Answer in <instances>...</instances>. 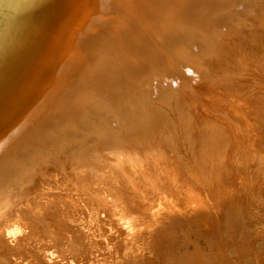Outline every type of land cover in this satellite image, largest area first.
Here are the masks:
<instances>
[{"label": "bare ground", "instance_id": "1", "mask_svg": "<svg viewBox=\"0 0 264 264\" xmlns=\"http://www.w3.org/2000/svg\"><path fill=\"white\" fill-rule=\"evenodd\" d=\"M227 5L238 12L218 15ZM263 6L264 0H0V161L16 150L3 181L15 184L0 186V264H264V16L248 30L242 23ZM163 11L169 18L159 23ZM124 16L143 26L158 22L162 41L141 46L138 25L123 23ZM240 21L249 51L231 39L238 61L221 60L216 82L200 84L193 72L181 78L196 84L182 95L192 103L189 113L170 89L150 91L147 82L143 91V80L142 88L123 84L146 69L139 46L144 52L158 45L152 57L164 60L149 62L167 65L159 73L170 83V75L178 80L174 70L192 68L173 45L183 43L184 58L194 60V46L208 32L221 38L218 31ZM105 24L123 35L116 51L86 72ZM53 123L45 141L54 136L53 153L32 154L34 177L18 169L30 156L28 143L39 147ZM67 137L73 150L60 143Z\"/></svg>", "mask_w": 264, "mask_h": 264}, {"label": "rangeland", "instance_id": "2", "mask_svg": "<svg viewBox=\"0 0 264 264\" xmlns=\"http://www.w3.org/2000/svg\"><path fill=\"white\" fill-rule=\"evenodd\" d=\"M228 6L229 5H227V6H223V7H221V8H219V9H217L216 10V12H217V14L218 15H225V14H233V13H235V12H238V9H237V7H234V8H231V9H229L228 8ZM230 7V6H229ZM119 10H121V9H119ZM170 10V9H169ZM125 12V11H124ZM118 14H120V12H118ZM124 15V14H123ZM236 15H238V16H240L239 14H236ZM259 16H264V6H263V8L257 13V14H254V15H245V16H243L242 18V23H243V25L247 28L246 30H248L250 27H252L253 25H257L258 23L257 22H255L254 21V19L256 18V17H259ZM121 17V16H120ZM123 19H124V21L125 22H123V23H125V24H131V25H134V26H136V25H138V26H136L137 28H136V32L134 33V35H136L135 36V38H136V40H138L137 42H138V44H140L141 46L142 45H144V44H146V43H149V44H157V43H159L160 41H162V35H163V31L160 29L159 30V23L162 21V20H166V19H168L169 18V14L168 13H166V12H161L160 14H159V16L156 18L157 19V21L159 22H157V23H151V21L149 22L148 20V22H144V26H145V28H144V26H143V23H141L142 22V19H141V22L139 23L138 21H140V18L138 19V21H137V19L136 20H134L136 17H134V18H132V20H129L127 17H122ZM173 18V17H172ZM172 18H170V21H171V19ZM220 19V18H219ZM127 20L128 21H130V22H127ZM134 21V22H133ZM135 22H137V23H139V24H141V26H139V24H137V23H135ZM123 23H122V25H123ZM135 23V24H134ZM110 24V23H109ZM120 25H121V23L119 24V27H120ZM240 25H241V21L239 22V23H237V25L235 26V28L233 29V30H227V31H223V30H221V31H218L217 32V34H219V35H222V34H224L221 38H216V37H212L211 35H210V33L208 32V36H204L203 37V40H204V44L203 45H195L194 47H196V48H200V51H199V53H197L196 55H195V57H194V60H187V59H185L184 57H185V47L186 46H184L183 45V43L182 44H176V45H173V50L175 51V55H177L182 61H184V63L183 64H188V65H190V66H192V68H188V67H186L185 65V67H186V69H182L181 68V64H176L177 65V67L178 68H181L182 70H183V72H185V73H183L182 71V73L183 74H181V73H179V71H176V70H174V75H176V76H178V80H177V77H170V76H168L169 77V80H170V83H168L166 80L168 79L167 78V75H165V74H163V73H159V72H161L162 70H166V67H168L167 65H162L163 66V69L161 68V66L160 65H152V64H154L153 63V61L152 60H154V59H156L157 58V60L161 57V59H163L164 60V58H162V56H160V57H158V56H155V54L153 55V56H155V57H152V54L154 53V52H151V51H156L157 53H158V51H159V47H158V45H156L155 47H151V48H147V51H150V52H147V51H144V52H142L143 50L141 49L142 47L141 46H139V48H140V50L139 49H136V48H138L137 47V45H135V44H131V49H133L134 50V47H136L135 49L136 50H138L139 52L141 51V53H143V55H140L142 58H143V56H145V54H147V56H145L143 59H144V62H146V64H144L145 65V70H143L144 71V73H143V75L140 77V76H136V75H134V74H130L131 75V77L129 76V74L126 76V77H123L122 78V80H124L125 78H126V80H124L123 81V84H127L128 85V87L129 86H131L130 85V83H133V85H135V84H139V88H142V86L141 85H143V84H141L140 82H142V80H143V83H144V87L142 88V89H144L143 91H145V90H147V87H148V85L151 83V85H153V87L151 88V90L150 91H158L159 89H170V91L172 90V92H171V97L172 96H174V97H176V98H179L180 100H181V102L183 101V104H185L186 106H182V109H185L188 113L191 111V109H192V103L190 102V101H187L186 102V100L187 99H184L183 97H182V95L185 93V92H188L189 94L193 91V87L194 86H196V84H195V82L193 81V79L192 80H190V81H188L187 83H183V81H181L182 79L181 78H183L184 76L183 75H186L187 73H191V72H193V73H195V75L198 77L197 78V80H198V83H200V84H209V83H213V82H216V78H218V76L222 73L221 72V70H220V64H221V60H223V59H226V60H228V63L230 62V60H231V58L232 59H234V61L236 60V61H238V59H236V58H234L233 57V55H234V49H235V46H234V44L233 43H231V42H234V41H231V39L232 40H235V39H237L238 38V43L240 44V46L241 47H243L245 50H247V51H249L248 49H246V47H244V46H242L243 44L241 43V42H243V41H245V40H247V38H242V37H239V36H241V35H243V36H246V35H248L249 33H247V32H240L239 33V29H240ZM104 26H106L107 28H105ZM103 27V29H104V31L102 32V36L100 37H98V41H97V45H96V47H95V51H94V56H93V59L91 60V61H93V63L91 64V65H86L85 66V71L86 72H88V71H93L96 67H98V62L99 61H101L102 60V62L103 61H105V60H107L108 59V55H110L109 53H110V51H116V49L115 48H117V44H116V42H119L120 40H121V38H119L118 39V41H116V39L118 38V37H121L122 35H123V29L122 28H116V27H108L107 26V24H105ZM142 26H143V28H142ZM122 27V26H121ZM139 27H141L140 29H139ZM106 29V30H105ZM127 33V32H126ZM126 33L124 34V39H126V36H128L129 37V35H126ZM129 33V32H128ZM182 33H184L183 31L181 32V34ZM130 34V33H129ZM138 34L141 36V39H138L139 37H138ZM131 35V34H130ZM169 33H168V37H169ZM104 36V37H103ZM188 36H194V35H188ZM196 36L197 37H201L202 36V34L200 33V32H196ZM103 37V40H100L101 38ZM127 37V39H126V41L129 39ZM195 37V36H194ZM100 38V39H99ZM135 38H134V40H135ZM104 39H105V41H104ZM101 42H100V41ZM129 41V40H128ZM104 42V43H103ZM228 42V43H227ZM253 42V41H252ZM251 42V43H252ZM104 44V46H99V45H103ZM132 45H134V46H132ZM258 46H260V44L258 45ZM133 47V48H132ZM240 47V48H241ZM121 49H118V52L117 53H119V51H120ZM133 52V51H132ZM134 52H137V51H134ZM138 52V53H139ZM149 53V54H148ZM152 53V54H151ZM166 54V53H165ZM106 55H107V57H106ZM138 55V54H137ZM151 55V56H150ZM168 55V54H167ZM167 55H166V57H167ZM149 58V60L148 59H146V58ZM173 57V56H172ZM115 58V57H114ZM116 59V58H115ZM150 59H151V61H152V64L149 62L150 61ZM146 60V61H145ZM148 60V61H147ZM158 61H161V60H158ZM155 62V64H156V61H154ZM157 63H159V62H157ZM180 63V62H179ZM148 64H151L150 66L148 65ZM163 64V63H162ZM174 64V65H175ZM175 65V66H176ZM233 65V63L231 64V65H228V66H232ZM174 66V67H175ZM152 69H151V68ZM156 67V68H155ZM176 67V68H177ZM149 68V69H148ZM159 68V69H158ZM161 68V69H160ZM169 69H171V68H169ZM180 69V70H181ZM156 70H158L157 72H158V74H155L154 72H156ZM161 70V71H160ZM172 70V69H171ZM178 70V69H177ZM222 70H223V68H222ZM154 71V72H153ZM167 71H169V70H167ZM156 72V73H157ZM177 74H179V75H177ZM165 77H164V76ZM182 75V77H180ZM130 77V78H129ZM132 77L133 78H135V79H132ZM179 77H180V81H179ZM129 78V79H128ZM166 78V79H165ZM171 78H172V80H171ZM186 78V77H185ZM118 79V78H117ZM131 79V80H130ZM137 79H139L138 80V82L136 83V81H137ZM121 79H119V81H120ZM122 80L120 81V84L121 85H123L122 84ZM129 80V81H128ZM127 81H128V83H127ZM133 81V82H132ZM144 81H146V82H144ZM59 82V81H58ZM148 82V85H146V83ZM98 84H100L101 85V87H106V88H109V87H111L112 85L111 84H109V83H98ZM131 86V87H135V86ZM136 85V86H137ZM125 86V85H124ZM145 86H147V87H145ZM150 86V85H149ZM127 87V86H126ZM80 88H82V86H80V87H77V88H75V89H73V91H72V93H71V96L73 97V95H74V93L76 92V91H78ZM136 88H138V87H136ZM138 88V89H139ZM141 89V90H142ZM215 100V99H214ZM213 99H212V101H211V103L214 101ZM209 102V101H208ZM214 102H216V100L214 101ZM210 103V102H209ZM205 111V113H206V110H204ZM208 112V111H207ZM120 119V118H119ZM120 121H122L121 119H120ZM54 123H55V120H54ZM54 123L51 125V126H49L48 128H46V129H44V131L42 132V134H41V136H40V138L42 139V141H43V143H42V141H39V140H37V142H38V146L39 147H36L37 146V143H31V141L28 143L29 144V152H30V156L28 157V158H26V160L25 161H23L19 166H18V169H23V170H25V171H27L28 173H30L33 177L35 176V174H34V171H33V168H31V167H29V166H27V164L28 163H30L32 160H33V158H32V154L33 153H35V155H38V156H46V155H48V154H52L53 153V151H52V149H53V147H54V144H55V141H54V136L53 137H50V139H49V141L48 142H45L47 139H48V137H49V134L47 133L48 132V130L52 127L53 128V126H54ZM73 132H75V131H73ZM31 143V144H30ZM40 143H42V144H40ZM63 146H65L66 148H67V150H73L74 148L72 147V145H74L73 144V141H72V139L71 138H69V137H67L65 140H63L62 142H60ZM58 144V143H57ZM75 144H77V143H75ZM36 145V146H35ZM42 145V146H41ZM78 145V149L80 148V149H84L85 147V145L86 144H84V143H82V144H77ZM87 146V145H86ZM28 146H26V148H27ZM37 149V151L36 152H32V150L33 149ZM24 149V148H23ZM23 149H21L22 151H23ZM13 150V151H12ZM16 151V150H15ZM15 151H14V149L13 148H11L10 149V152L8 153L9 154V157H11V158H4L2 161H0V186H1V189H2V191L4 190L3 188H5L6 187V185L8 184V185H10V183H11V185H13V184H15V181H12V180H14V179H12V180H8V178H6L7 179V181H11L10 183L9 182H7L6 184H4L5 182H3V181H5L4 179H5V175L7 174L6 173V170H7V168H8V166L10 165V162H12L13 161V159H14V154H15ZM22 151H18V152H22ZM14 153V154H13ZM41 154V155H40ZM13 156V157H12ZM8 159V160H7ZM12 159V160H11ZM84 158L82 157L81 158V160H83ZM5 161V162H4ZM10 161V162H9ZM37 163H39V167L42 169L41 171H44V170H46L45 169V165H43V164H40V161H37ZM7 164H9V165H7ZM6 165V166H5ZM12 171V170H11ZM10 171V172H11ZM40 171V172H41ZM26 173L24 172V175H25ZM25 180V177H22V181H24ZM3 185H2V184ZM17 183H19V181H18V179H17ZM7 185V186H8ZM3 186H5V187H3ZM0 189V190H1ZM20 201H22V199L21 198H19V199H17V200H15V201H13V204L14 203H16V202H20ZM193 236H195L194 234H192ZM199 240H201V237H200V239ZM190 247H193L192 246V244H190Z\"/></svg>", "mask_w": 264, "mask_h": 264}]
</instances>
